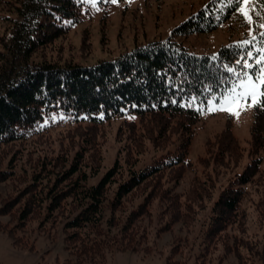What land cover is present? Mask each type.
<instances>
[{"label":"trees","instance_id":"16d2710c","mask_svg":"<svg viewBox=\"0 0 264 264\" xmlns=\"http://www.w3.org/2000/svg\"><path fill=\"white\" fill-rule=\"evenodd\" d=\"M15 4L16 17H5L10 31L7 38L0 40V148L25 143L53 126L72 127L76 138L92 137L103 125L121 120L133 132H140L152 147L166 154L141 170L134 169L128 160V170H124L117 161L94 186L86 184L90 176L97 174L100 160L86 165L87 174L80 164L82 150L57 173L47 169L44 159L30 181L2 203L0 217L12 220L14 225L8 231L11 237L16 231L25 230L30 221L36 223L38 232H44L47 228H56L62 203L70 201L72 212L65 218L62 232L66 249L75 256L77 264L85 261L103 264L113 252L136 251L144 237L134 239L132 233H126L134 221L150 214L149 198L145 197L126 217L117 216L116 212L134 191L149 185L151 193L148 195L155 196L159 179L166 171L175 172L190 164L186 155L201 114L179 104L190 95H201L207 84H211L214 91L226 86L219 83V76L227 75L221 65L234 60L233 46L237 44L223 45L216 54L196 55L173 38L211 33L236 15L234 9L225 8L220 12L219 0L215 4L211 0L164 40L135 46L114 60L87 67L34 61L38 52L81 22L84 10L75 0H16ZM109 5L103 4V10ZM173 99L176 104L171 102ZM53 114H62L64 119L53 122L50 119ZM250 136V161L240 172L236 170L239 171L242 152L229 129L205 147L206 157L200 164L205 168L209 163L208 167L213 168L207 169L209 174L204 184H214L210 175L214 167L225 168L233 163L236 170L212 205L203 243L206 247L224 236L228 238L227 231L231 230L233 245L220 240L226 254L231 252L241 259L239 250L245 249L264 264V237L262 243L244 238L248 224L246 212L241 210L248 187L253 186L259 200L251 201V197L249 201L254 205L258 222L264 225V160L261 156L264 109H253ZM81 145L89 144L84 140ZM15 175L12 166L0 170V184ZM158 198L161 203L172 197L161 191ZM187 201L185 205L189 206L191 201L188 198ZM176 203L171 199V205ZM124 218L122 227L116 229V222Z\"/></svg>","mask_w":264,"mask_h":264},{"label":"rangeland","instance_id":"374dc122","mask_svg":"<svg viewBox=\"0 0 264 264\" xmlns=\"http://www.w3.org/2000/svg\"><path fill=\"white\" fill-rule=\"evenodd\" d=\"M210 1L133 0L132 3H128L127 0H120L119 6L110 4L106 10L98 13L83 11L81 22L65 36L38 52L34 61L88 67L114 60L130 52L135 46L164 40L175 27L196 14ZM15 2L16 0H0V40L7 38L10 31L5 17L8 19L16 17ZM248 34L249 26L243 23L242 17L233 15L229 21L211 33L174 37L173 40L193 54L209 55L216 54L223 45L247 39ZM252 120L253 109L242 113L238 119L224 112L201 114L200 120L193 128L186 155L190 164L175 172L166 171L159 179L155 196L148 195L151 190L149 185L134 191L116 212L117 216L126 217L129 211L144 202L145 197L149 198L150 214L142 220L134 221L130 230L125 232L132 233L134 239L144 237L142 243L136 251L113 252L107 255L103 264H262L245 249L239 250L241 259H237L231 252L226 254L223 240L230 246L233 245L230 238L233 235L231 230L227 231L228 238L224 236V239L214 241L206 247H204L206 243H203V233L209 221L212 205L220 189L226 185L236 170L233 163L227 164L225 168L214 167L210 173L214 179V186L204 184L206 175L209 174L207 169L213 168L212 165L208 167L209 163L205 168L200 164V160L206 157L205 147L208 142L229 129L242 152L240 168L239 171L236 170L240 172L250 161ZM72 129L53 126L41 136L25 143L0 148V170L12 166L16 172L12 180L0 184V206L30 181L31 175L39 171L40 162L44 159L47 161V169L57 173L65 169L69 161L82 150L83 161L80 164L87 174L89 170L86 165L100 160L97 174L90 176L86 184L94 186L117 161L124 170H128L129 167L127 160L134 169L141 170L151 166L156 159L166 154L165 151L152 147L142 138L140 132L139 134L133 132L121 120L103 125L92 137L83 135L76 138ZM129 131L133 134H129ZM84 140H87L89 145L82 146ZM127 143L133 148L127 146ZM134 146L138 147L137 150ZM175 146L176 144L174 148ZM261 156L264 160V152ZM48 163H55L56 166L50 167ZM248 190V195L241 204V210L246 212L248 224V234L244 238L262 243L264 225L258 222L254 214V205L249 201L252 197L251 201L256 202L259 196L253 186H249ZM161 191L172 198L160 203L158 197ZM111 195L112 192L109 196ZM187 198L191 201L189 206L185 205L188 202ZM171 199L177 203L171 205ZM69 202L62 203L56 228H47L44 232H38L36 223L30 221L25 230L16 231L11 237L8 231L14 225L12 220L9 217H0V264H77L75 256L66 249L62 232L65 218L72 212L73 206ZM124 220L125 218L119 223L116 222L115 228L119 230ZM81 264L100 263L85 261Z\"/></svg>","mask_w":264,"mask_h":264},{"label":"snow or ice","instance_id":"6c2138e0","mask_svg":"<svg viewBox=\"0 0 264 264\" xmlns=\"http://www.w3.org/2000/svg\"><path fill=\"white\" fill-rule=\"evenodd\" d=\"M88 13H98L103 4H116L120 0H75ZM132 3L133 0H127ZM217 3V0H213ZM221 7L234 9V14L242 17L249 26L248 38L234 45V60L222 64L226 76H219V83L226 85L214 91L211 84L204 86L201 95H190L180 103V107L194 108L202 115L224 112L239 118L252 109H264V0H219ZM59 19V17H57ZM71 24V21H64ZM176 104L177 101H171ZM87 118V117H85ZM103 119V116L100 117ZM50 119H64L62 114H53Z\"/></svg>","mask_w":264,"mask_h":264}]
</instances>
